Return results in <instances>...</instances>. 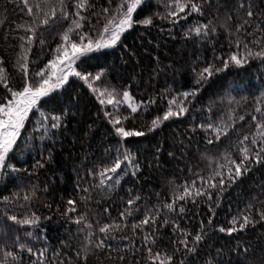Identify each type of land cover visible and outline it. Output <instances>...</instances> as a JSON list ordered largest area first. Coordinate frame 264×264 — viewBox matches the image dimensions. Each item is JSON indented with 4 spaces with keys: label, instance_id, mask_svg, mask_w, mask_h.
<instances>
[{
    "label": "trees",
    "instance_id": "1",
    "mask_svg": "<svg viewBox=\"0 0 264 264\" xmlns=\"http://www.w3.org/2000/svg\"><path fill=\"white\" fill-rule=\"evenodd\" d=\"M35 2L30 0V3ZM116 2L113 0L109 5L108 0H90L94 7L83 13L90 21L84 22L83 30H91L95 35L103 27L102 9L114 8ZM169 2L147 0L134 13V20L152 16L151 25L135 24L114 47L91 53L77 62L79 71L93 76L103 73L94 87L115 89L117 99H122V93L128 91L135 102H144L134 114L127 104H121L118 114L130 116L124 121L126 130H144L146 135L126 139L116 136L110 118L104 115L105 111H113V106L101 105L88 85L75 76H70L65 85L40 102V111L49 117H61L59 128L52 129L49 118L46 121L49 131L45 135L39 124V113L29 114L11 161L21 171H9L0 177V246L5 251L18 253L21 257L18 264H31L36 259L20 249L19 244L36 252L46 250L45 264H150L143 239L150 232L156 241L149 245L154 252L172 254L176 248L180 249L175 252L172 264H180L181 260L184 264H207L209 260L212 264H264V221L256 214V209H264L261 203L264 202V163L253 164L247 174L230 186L225 183L222 192L212 190V200L203 196L196 197V203L191 198L178 201L175 212L162 207L172 202L174 194H180L183 186H191L193 181L196 187L204 186L200 178H207L219 163H224L227 154L239 162V141L244 135L251 138L256 132V121L251 117L256 115L260 119L255 108L264 109V104L256 103L264 95V60L252 59L242 67L230 64L211 77L187 104L188 113L164 121L159 128L147 132L151 120L166 111L168 100L192 87L194 67L212 62L222 66L217 57L227 59L230 52L238 51L234 44H229L236 37L221 27L227 23L231 32H235L236 26L242 23L243 12L236 11L238 0H196L201 4L202 14L192 13L175 24L156 16L166 14L165 4ZM51 3L57 8V18L51 19L48 25L41 24L32 45L25 44V49L31 47L28 53L30 76L52 58L68 26V21L59 19L57 0ZM67 3L68 11H73V0ZM251 4L256 13L252 18L254 27L257 19L264 17V0H251ZM32 20L22 0H0V58L7 69L9 86L16 90L23 87L22 74L14 67L22 52L19 37L31 35L18 25L28 26ZM209 22L217 29L216 34L209 31L207 37L185 35L190 28ZM36 23L39 24V20ZM246 28L252 31L251 27ZM5 93L0 87V102ZM150 99L156 103L148 105ZM230 113L234 126L219 141L211 130L206 132L199 127L209 122L231 123ZM239 116H244V120H239ZM209 138L214 142L209 144ZM245 143L250 145V140ZM125 150L133 154L139 170L132 175L134 169H130L123 175L122 165L118 185L112 180L98 187L101 179L98 173ZM38 163L43 166H37ZM108 185L113 187L110 189ZM26 195L30 199L25 200ZM3 197L10 199L5 202ZM129 199L135 203L129 205ZM69 200L75 201V212L66 213ZM249 203L253 205V218L259 222L232 235L216 230L221 226L230 227L233 216L245 210ZM180 205L185 207L182 214ZM210 207L215 209L214 216ZM156 208H160V214L154 226L132 230L131 224L142 220L147 210ZM125 209L133 211L126 219L121 217ZM33 213L40 217L38 226H21L8 219L11 215L24 219ZM80 215L93 225L91 229L85 228L84 223H75ZM165 219L168 224H164ZM202 221L206 235L195 245L196 251L189 253L176 243L183 237L173 230V223L195 235ZM113 222L128 227L111 233L115 238L106 240L110 248L90 246L87 261L79 259L77 252L84 245L86 234L94 233L92 240L97 242L98 238H104L98 228ZM28 232L33 235L28 236Z\"/></svg>",
    "mask_w": 264,
    "mask_h": 264
},
{
    "label": "snow or ice",
    "instance_id": "2",
    "mask_svg": "<svg viewBox=\"0 0 264 264\" xmlns=\"http://www.w3.org/2000/svg\"><path fill=\"white\" fill-rule=\"evenodd\" d=\"M59 4V19L68 21L67 28L63 31L60 36L61 43L55 48L52 58L47 64L36 71L32 76L29 75V56L28 53L31 51V47L25 49V44L31 46L34 38L37 35V28L42 25H48L50 20L57 18V8L52 5L51 0H36L35 3H30V0H22L24 8L27 9V15L33 17L32 23L28 26L18 25L20 28H24L25 32L31 33V35L25 37L20 36L19 39L22 41L20 48L22 49L21 54L14 65L17 71L22 74L23 87L16 90L9 86L7 69L4 67L3 58H0V87L6 90L3 102H0V177L5 176L9 171L12 173L19 172L21 169L16 168L12 164V158L15 156L16 149L18 148L17 141L21 138V130L25 128L26 122L29 120V114L39 113V124L44 128L45 135L49 129L46 125V121L50 118L52 123L50 127L57 129L61 126L60 116L49 117L44 112L40 111V102L42 99L50 96L51 93L60 89L65 85L70 76H75L83 80L92 92L97 96V99L101 105H112L113 111H105L104 115L109 119V123L112 124L115 135L121 139L129 137H142L147 133L144 130H126L124 127V121L128 120L130 116H122L118 114V107L121 104H127V107L131 109V113H137L144 102H135L133 97L128 91L122 93V99H117V91L115 89L104 88L101 90L98 87H94L96 81H100L103 73H97L92 75L91 73H84L78 69V61L82 58L88 57L91 53L99 52L102 49L114 47L120 40L121 36L133 28L135 24H142L149 26L153 23V17L149 16L143 20H134V13L137 12L143 4L147 3V0H117L114 8H103L102 19L104 20L103 27L96 32L95 35L91 34L90 31H84V22L89 21V17L83 13L89 11L94 5L90 3V0H73L72 7L73 11H68L67 0H57ZM109 5L113 3V0H108ZM47 7V11L45 8ZM167 9L166 14H156L162 20L170 19L171 23L175 24L181 19H187L192 13L202 14V7L196 0H170L169 3L165 4ZM237 13L243 12L242 23L236 26L235 32H231L227 23L221 25L225 28L226 32L230 35L235 36L236 39L230 40V46L234 44L238 51H233L228 54L227 59L223 57H217L221 60V65L218 66L216 63H208L203 67L193 68V81L192 87L186 91H181L178 95H173L168 100V106L162 116H156L151 120L150 125L147 128V132H152L159 128L164 121H168L172 118H179L188 113L189 108L187 104L191 103V99H194L208 82V80L215 76L217 73L224 71L229 65L242 67L252 59L264 60V17L258 18L253 27V17L256 13L252 10L251 0H238ZM184 15H181V14ZM41 14L42 17L41 18ZM96 15V13H93ZM39 20V24L36 21ZM231 20V16L228 17ZM2 23V22H0ZM90 23V21H89ZM99 23V21H98ZM246 26L251 27L252 31H248ZM209 31L212 34H216L217 29L211 26V22L208 24H200L194 26L188 30L186 36L195 34L197 37H207ZM259 33L257 36L256 34ZM242 34V35H238ZM251 37V39H248ZM43 44V39L40 40ZM251 45V46H250ZM254 46V47H253ZM106 97V98H105ZM48 101L45 100V103ZM156 101L150 99L147 104H155ZM231 103V101H230ZM257 105L264 104V95L258 98L256 101ZM147 111V108L144 109ZM255 112L260 113V119L256 115H252L251 119L256 121L255 127L256 132L251 136L244 135L243 139L239 141V162L236 159H232L231 154H227L224 157L225 162L219 163L211 174L207 177H201L202 187H196V182L193 181L191 186H183V190L180 194H174V199L170 203L163 204L162 207L167 209L168 212H175L178 201H187L189 198L192 199L193 203H196V197L207 196L208 200H212V190H218L222 192L224 185L227 183L229 186L235 183L241 175L247 174L253 164L264 163V109L257 106ZM239 120H244V116H239ZM228 120L231 123H225L220 121L219 123L209 122L206 125H200L206 132L211 130L215 136V140L219 141L222 136H227L229 129L234 126L233 115L229 114ZM42 139L44 136L41 137ZM250 140V145L246 144V141ZM209 144L213 143V139L209 138L207 141ZM123 168V175H127L130 169L132 175L139 170V164L136 163L133 154L125 150L120 153L115 160H113L110 166L103 168L98 175L101 177L98 187L105 185L106 181L114 180V184L118 185L122 176L118 174V171ZM37 166L42 167V164ZM111 173L112 175H108ZM219 177V179H217ZM111 189L113 185H108ZM86 191V190H85ZM9 197H3L5 202L9 201ZM25 200L30 199L29 196H24ZM86 199V197H84ZM139 199V197H136ZM135 200L129 199L128 204L132 205ZM264 203V202H261ZM69 208L67 212H75V201L69 200ZM253 205L249 203L245 210L240 212L238 215L233 216L231 219L230 227H219L218 230L221 233L232 235L235 232L243 231L249 225H254L259 222L252 216ZM209 211L215 215V209L210 207ZM185 212L183 205L179 206V213ZM6 214V213H5ZM133 211L131 209H125L121 213V217L126 219L131 216ZM160 214V208H156L154 211L149 209L145 212L144 218L138 223L131 224L133 231L136 229H143L145 226H154L156 219ZM256 214L259 216L260 221H264V209H256ZM8 219L19 224L21 226H38L40 217L34 213L31 217L24 219H18L17 216H8ZM75 223H84L85 228L91 229L93 225L85 221L84 215H80ZM167 219L164 220V224H168ZM208 225H212V218L209 217ZM238 225V226H237ZM128 227L127 224L121 225L116 222L111 224H103L98 228L99 233L104 234V238H98L97 242L92 240L94 233L88 232L85 236V243L81 250L77 252V257L81 260L87 261L88 256L91 254L90 246H94L95 249H104L111 247L106 244V240L109 238L114 239L111 236L113 231H122ZM204 223L201 222L200 231L193 235L190 231L182 229L177 223H173V230L178 231L182 235V239L176 241V243L183 245V247L189 253L196 251L195 245H198L203 239L206 233L204 232ZM84 229H81L83 231ZM28 236H32V232L27 233ZM188 237H191L189 241ZM18 239V238H17ZM145 241V247L147 248V260L150 264H172L175 252L180 249L176 248L172 254H162L161 252H154L150 244H155L156 241L152 237V233H148L143 237ZM190 244L192 246H190ZM19 248L26 250L36 259L31 264H45L46 250L39 252L34 251L30 247H26L25 244H19ZM248 249H245L247 252ZM0 264H13V262L20 261L21 257L18 253L13 251H5L0 246ZM123 259V257H121ZM63 264V262H60ZM180 264H184L181 260ZM207 264H212L211 260Z\"/></svg>",
    "mask_w": 264,
    "mask_h": 264
}]
</instances>
